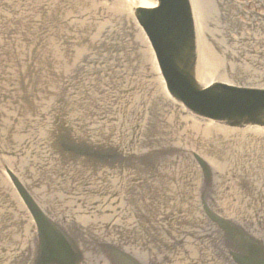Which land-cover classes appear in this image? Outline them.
<instances>
[{
    "label": "water",
    "instance_id": "95a60500",
    "mask_svg": "<svg viewBox=\"0 0 264 264\" xmlns=\"http://www.w3.org/2000/svg\"><path fill=\"white\" fill-rule=\"evenodd\" d=\"M68 1L74 3L73 7L84 8L91 13L92 17H95L96 21L106 14L114 16L123 10L121 8H130L131 2L139 4L131 8L128 16L133 20H131L133 26L137 25L141 38L147 39L152 49L154 58L149 56L155 74L152 84L156 88L155 92L159 91L162 79L166 89V91L161 90L164 101L167 104L173 103L178 109L172 112L164 109L161 103H154L153 110L162 111V118H150L147 121L140 106L132 109L126 107L129 102L136 100L131 94L124 98H112L110 103L106 102L102 106L103 95L99 97V93L91 91L88 97L84 94L88 91L82 89L83 87L80 88L78 83L66 85L70 78L66 71L54 76L56 81L53 86V82L48 77L50 70L48 74L44 72V78L37 74L36 67L29 71L28 64L24 62L22 64L20 57L13 58V50L6 49L8 45L19 46L13 48L16 51L22 48L20 46L24 41H19L15 37L17 35H9L8 40L0 38V195L11 194L18 197L21 206H12L14 203L11 206L23 210L24 213L17 219L23 221L24 217H28L32 221L29 228L31 235L29 241L18 251H5V255L2 254L0 258V264H132L136 261L141 262L133 255L134 250L130 245H125L123 249L122 244L114 243H129L133 240L137 244L135 238L127 239L128 236L122 232L118 237L107 235L108 227L113 229L117 227V230L129 229L124 222L107 220V226L100 228L102 230L99 233L98 229L79 222L77 215L80 207L93 213L95 211L89 205L112 207L109 201L110 193L118 192V189L129 192L132 188L129 183L117 185L125 174L122 164L130 175L128 181L131 183H133L131 175L144 178V175L149 173L163 178L174 177L175 166L171 169L168 165L174 157L179 155V152L173 149L171 137L166 138V141L161 138L162 129L172 135H179L182 134L184 124L185 128L194 132L208 134L215 132L218 134L217 141L220 148L232 141L239 143L252 141L259 135L253 134V131L235 132L219 127L212 128L209 123H193L190 116L211 121L216 126L227 129H264V26L253 30L254 26L243 23L253 30L252 33H246L242 27L236 25L233 28V24H223L222 21L220 26L209 25L212 24L213 16L217 19L218 16L224 15L227 6L223 4L226 0H216L215 3L212 0H194L199 31L201 24L202 34L200 35L195 27L192 0H125L121 3L119 1L122 0ZM8 2L0 0L1 20L3 14L8 13L6 11ZM25 2L29 3L27 7L31 8L30 13L36 15L34 1L25 0ZM49 3H51L48 8L50 17H59L61 11L56 7L60 3H65V0L40 1L43 6ZM227 12L229 13L228 10ZM8 16L12 21L17 18L14 14ZM9 18L6 19L7 22H11ZM234 18L237 19L236 16ZM72 20L76 21L74 18ZM225 21L228 22V20ZM22 24L23 22H20L19 27H24V33L31 36V31L35 28L30 24L29 28L21 26ZM204 27H206L205 34ZM60 32L61 29L58 28L56 33ZM231 33H234L236 37L230 38ZM101 34L106 33L102 31ZM198 35L201 36L202 42L199 41ZM87 37L91 39L93 36ZM220 41L222 45L218 43ZM82 42L80 35H77L72 47L76 48L83 44ZM109 42L115 43L113 35L110 36ZM200 43H202V51L198 48ZM117 45L105 46V42H102L99 48L106 55H110ZM84 46L85 48L83 47L81 51L84 50L86 55H93L98 48V41H90ZM135 47L139 52L144 50L143 46L135 44ZM224 47L227 50L223 53ZM219 52L223 54L221 57L218 55ZM32 54L31 52L30 55ZM213 54H216L217 60L224 65L221 73L214 69L218 65H216L215 57L211 59ZM104 57L103 54L96 53L91 59L87 60L88 57H85L86 59L81 61L83 66L93 74L97 76L105 74L107 77V73L113 72V68L101 66L102 62L106 61ZM58 60L59 56L54 51L51 61ZM156 67L161 79L158 73L156 74ZM67 69L70 73L73 72V69ZM204 69L212 70V73L207 76H205L206 73L200 74V71ZM119 72H125L131 76L125 70ZM20 76L23 79H19ZM35 79L41 81L43 85L40 86L34 82ZM205 79L211 81L204 84ZM31 84L37 85L42 92L36 98L35 106L12 100V95H21L20 92L23 90L26 95L29 94L32 91L30 89L34 88ZM143 84L147 85L146 82ZM116 85L123 86V81L117 80ZM75 87H79L81 92L72 91ZM141 94L143 97V90ZM146 100L150 103L154 102V99ZM120 102L123 103L122 106L119 105ZM191 125H197V128H192ZM14 126L26 136L22 137L20 143L23 142V145L16 150L17 153L8 154L5 150L7 143L4 141L7 142L10 135L15 134L10 130ZM142 135L148 137L142 138ZM146 140L151 141L154 150L150 155L143 153L142 157L140 156L145 165L138 162L136 165L134 163L131 165L129 160L132 157L128 156L129 150L125 148L131 149L130 154H136L137 142L139 141V144L145 147ZM166 142L170 148L162 146L158 148L161 143L166 145ZM206 144L208 143L203 142L202 145ZM27 145L37 149L26 147ZM183 145L186 146L185 143ZM24 148L28 153L36 152L41 162L31 168L29 166L28 169L16 170L18 167L16 161L4 159L3 155L15 156L21 163L20 155ZM214 150L216 154H222L220 158L224 161V153L221 149ZM194 156L201 163L205 182L208 183L210 174L213 172L212 168L199 155ZM248 159L253 163H259L256 158ZM28 161H31V158ZM144 181L145 179L138 181L140 190H136V195L142 198L146 194L145 198L149 202L159 201V196L150 191L157 186L152 185L151 180L149 185L143 184ZM3 184L10 188L9 191ZM205 187L212 192L216 191L213 180L209 185L202 186L201 192H206ZM173 188V184L170 183V193ZM201 202L204 214L208 218L203 242L212 239L210 244L216 253L215 259L220 264H264V235L261 232L250 229L247 227L250 224L246 226L244 221L238 222L219 216L207 201V194L201 195ZM89 218L97 224L101 222L96 214H91ZM1 230L6 234L9 233L3 224L0 225ZM113 234L116 235L117 231ZM148 234L150 239L159 238L153 242L156 247L159 244L166 248L171 247L172 239L168 231L162 235L158 232L153 235L149 232ZM150 244L148 243L147 246L149 247ZM137 253L141 255L140 258L145 263H156L171 258L170 253L161 255L157 251H154L155 257L152 258L149 249L146 254L149 256ZM182 253L186 254L187 251L183 250Z\"/></svg>",
    "mask_w": 264,
    "mask_h": 264
}]
</instances>
